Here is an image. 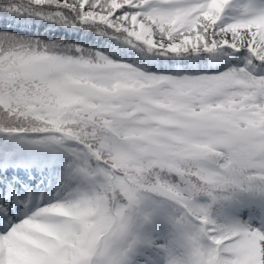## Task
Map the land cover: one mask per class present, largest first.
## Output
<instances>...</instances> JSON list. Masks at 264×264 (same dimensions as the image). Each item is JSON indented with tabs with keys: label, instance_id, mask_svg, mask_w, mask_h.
Listing matches in <instances>:
<instances>
[{
	"label": "snow or ice",
	"instance_id": "snow-or-ice-1",
	"mask_svg": "<svg viewBox=\"0 0 264 264\" xmlns=\"http://www.w3.org/2000/svg\"><path fill=\"white\" fill-rule=\"evenodd\" d=\"M0 264H264V0H0Z\"/></svg>",
	"mask_w": 264,
	"mask_h": 264
}]
</instances>
